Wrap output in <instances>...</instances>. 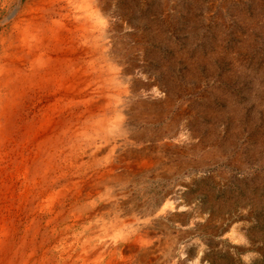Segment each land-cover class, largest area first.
<instances>
[{"label":"rangeland","instance_id":"374dc122","mask_svg":"<svg viewBox=\"0 0 264 264\" xmlns=\"http://www.w3.org/2000/svg\"><path fill=\"white\" fill-rule=\"evenodd\" d=\"M97 3L88 44L102 100L68 130V169L106 175L69 192L72 216L55 224H72V254L57 249L45 261L106 264L108 247L117 264H264V0ZM122 168L137 174L116 182ZM102 182L127 193L104 196ZM31 214L10 241L24 258L51 236L47 218ZM95 234L97 254L76 260Z\"/></svg>","mask_w":264,"mask_h":264},{"label":"bare ground","instance_id":"6f19581e","mask_svg":"<svg viewBox=\"0 0 264 264\" xmlns=\"http://www.w3.org/2000/svg\"><path fill=\"white\" fill-rule=\"evenodd\" d=\"M2 11L6 16L0 19V264H50L45 261L48 252L58 249L68 257L75 245L68 231L72 224L65 221L59 229L55 224L61 216L70 215L69 192L77 187L92 188L94 180L106 175L105 170L96 169L89 174L78 172L76 178L68 169V130L77 131L101 99V72L92 69L97 59L88 44L93 26L87 22L89 17L100 20L101 12L97 0H0ZM75 64L77 69L70 71ZM90 79H95L93 84ZM68 100L74 101L69 126ZM14 128L18 136L11 134ZM6 144H10L8 150ZM79 155L75 163L82 160ZM77 194L76 200L81 198L79 190ZM31 213L47 218L51 236L49 243L35 251L31 247L24 258L10 241L16 237L14 229L18 230ZM72 221L83 223V217L75 215ZM96 237H91L93 248L82 242L83 250L76 260H82L83 253L92 258L97 254L101 246ZM127 240L123 235L118 239ZM126 246L124 250H133ZM105 249L108 247L103 249L106 264H117Z\"/></svg>","mask_w":264,"mask_h":264},{"label":"crops","instance_id":"0c3cea01","mask_svg":"<svg viewBox=\"0 0 264 264\" xmlns=\"http://www.w3.org/2000/svg\"><path fill=\"white\" fill-rule=\"evenodd\" d=\"M131 153L133 154V157L135 158L136 156V151H131ZM124 157H125V159L127 160L128 159V154L125 152V154L123 155ZM135 161V159L134 160H132V162H134ZM144 165H145V163L144 164H142V167H141V169H143V170H145V169H147V168H143L144 167ZM136 171H134V169H131V170H126V169H123L122 168V172L121 173H117V174H121V178L120 179H117L116 180V182H119V181H127L128 179H124L123 178V176H126V175H130V174H132V175H134V174H137V173H135ZM127 173V174H126ZM128 175V176H129ZM102 185H98V186H102L103 188H105L106 190H104L103 191V195L105 196V195H108V196H110L111 198H115L116 196L118 197V195H121V194H125V193H127L126 192V190L125 191H115V190H111V188H112V186H111V184L109 183V184H107L106 182H102L101 183ZM116 184V183H115ZM121 188H124V187H122L121 186ZM100 193L102 194V192L100 191ZM116 193V194H115ZM116 197V198H117ZM112 205H113V203L115 204V201H109ZM114 206V205H113ZM110 213H113L114 214V212H110ZM113 218H115V215H113L112 216V218L111 219H113Z\"/></svg>","mask_w":264,"mask_h":264}]
</instances>
